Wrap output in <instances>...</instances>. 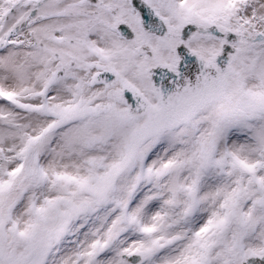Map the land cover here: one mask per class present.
Segmentation results:
<instances>
[{"label":"snow or ice","instance_id":"snow-or-ice-1","mask_svg":"<svg viewBox=\"0 0 264 264\" xmlns=\"http://www.w3.org/2000/svg\"><path fill=\"white\" fill-rule=\"evenodd\" d=\"M0 264H264V0H0Z\"/></svg>","mask_w":264,"mask_h":264}]
</instances>
